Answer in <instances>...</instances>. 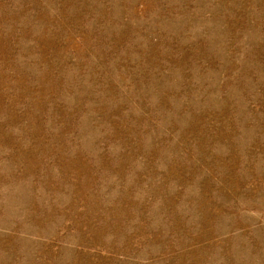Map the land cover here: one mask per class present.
Here are the masks:
<instances>
[{"label":"rangeland","instance_id":"obj_1","mask_svg":"<svg viewBox=\"0 0 264 264\" xmlns=\"http://www.w3.org/2000/svg\"><path fill=\"white\" fill-rule=\"evenodd\" d=\"M0 264H264V0H0Z\"/></svg>","mask_w":264,"mask_h":264}]
</instances>
